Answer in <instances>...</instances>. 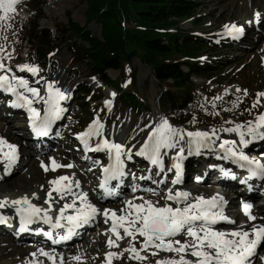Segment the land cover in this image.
<instances>
[{"label":"snow or ice","instance_id":"obj_1","mask_svg":"<svg viewBox=\"0 0 264 264\" xmlns=\"http://www.w3.org/2000/svg\"><path fill=\"white\" fill-rule=\"evenodd\" d=\"M21 2L22 0H0V30L13 27L12 20L17 14V5ZM253 17L254 20L246 23L259 24L260 13L255 12ZM223 28L226 35H232L234 38L242 35L244 31L243 26L235 23L225 24ZM14 51L0 45V95L9 94L7 106L25 110L30 131L36 137H46L53 131V125L64 118L67 112L64 102L72 99V93L63 90L58 80L41 75L42 69L37 64L28 62L11 64ZM54 55V52L49 53V57ZM91 79L95 80L96 77L93 76ZM235 91L242 95H238L232 101L231 109H221L213 102L211 114L218 116L220 111L234 110L243 103V98L248 96V90L236 88ZM109 95L114 98L116 93L111 92ZM111 98L103 102L109 109L113 104ZM220 99L222 98L219 96L214 97V101ZM259 108H264V91H258L250 106L244 111L251 115ZM204 110L208 111L207 108ZM224 123L231 126L192 131L174 126L167 118H161L159 121L145 123L140 130L147 131L144 132L141 142L135 144L118 142L105 134V125L99 116H95L83 131L74 135L85 153L104 152L108 157V163L101 165L103 178L99 182V188L105 198L113 195V189L109 187L110 182L117 181L122 184L123 178L130 175L126 171L127 163L133 161L134 157H140L151 166H155L158 169L156 175L161 178L153 180L149 170L148 175H142L139 179L151 181L157 187L136 185L131 191L146 192L158 199L146 198L143 194L133 195L130 199H125L119 209L107 207L101 209L91 202L88 193L81 189L80 181L73 179L75 174H72L53 177L47 182V188L41 185V189L45 191L42 205L33 202L40 200L41 197L37 192H32L30 195L25 193L15 199L7 196L0 198V209H14L21 232L29 230L28 226L36 222L47 224L51 229H65L60 240L70 239L76 229L102 216L104 223L109 225L103 233L107 236L106 245L109 251L104 253L101 264H113V260L123 259L125 253L128 260L139 264L147 259V256L142 255L144 252L151 256H157L160 252L172 254L157 259L155 264H255L257 259L264 264V257L258 256V251L264 247V223H252L258 217L251 214V205L247 203L242 205L247 220L236 225V221L224 213L223 207L226 202L220 194L211 197L193 196L183 189L160 187L167 183V178L163 175L164 156L172 153L173 163L168 172L175 170V178L171 180V184L176 185L180 182V161L186 150L191 154L193 150L199 152L201 149L215 147L217 140L218 148L223 152V159H230L233 163L239 164L240 168L247 169L251 177L264 179V161L249 157L241 150L253 141H264V111H256V115L248 121L226 120ZM220 132L234 133L238 140L222 139L219 136ZM129 139L132 140L134 137ZM18 158L19 146L0 137V163L3 164L4 175L11 174V169ZM48 161V163L40 161V167L44 172H55L59 168L70 169L74 166L72 163L61 164L54 157H49ZM96 164H100V161H94V166ZM227 174L225 170V175ZM131 175L135 178V173ZM10 219V216L0 213V223H6ZM221 223L236 226L219 229L217 225ZM245 224L250 226L245 227ZM44 235L50 237L52 232L46 231ZM179 236H183L184 239H178ZM125 240L127 246L120 248V242ZM58 242L53 239V243ZM113 248L120 250L113 251ZM37 252L56 264V259L50 252L43 248L37 249ZM36 255V252L30 253L32 257ZM72 259L80 261L81 257L77 255ZM60 264H63L62 257Z\"/></svg>","mask_w":264,"mask_h":264},{"label":"rangeland","instance_id":"obj_2","mask_svg":"<svg viewBox=\"0 0 264 264\" xmlns=\"http://www.w3.org/2000/svg\"><path fill=\"white\" fill-rule=\"evenodd\" d=\"M41 1L42 7L39 9L40 12H35L30 9L29 2H32V0L18 5L17 14L12 20L13 27L0 30V45H5L9 50H15L13 53L14 59L10 61L13 65L24 62L38 64L34 61L37 58L34 55L30 56L28 44H26L25 38L22 35V32L25 30L30 20H34L39 29L45 28L52 30L58 27L61 32L64 31L63 29L70 21L82 27L86 25L85 13L87 5L85 0ZM253 1L256 2V0H245V2L244 0H194L196 6L194 8L193 17L190 19L193 23L189 22L190 20H180L178 22V27L181 30L192 32L196 35H203L206 38L211 37L217 44L215 43V55L211 56L212 60L214 58L216 59L214 60L216 61L215 70H213L209 77L192 78V81L196 83L197 87L207 91L208 95L197 92L198 95L205 100L207 105L199 111V115L196 116L194 122L187 125V127L182 125L174 126L192 131L197 129H220L221 127L231 126L224 123L226 120L235 122L248 121L256 115V111H264V108H259L253 111L251 115L244 111L250 106L252 100L255 98V94L258 91H264V23L260 25V28H262L260 31H256L255 29L260 23L256 24V27L246 23V21L251 20V17H253V15L246 14L250 6L254 4ZM260 17H262L261 13ZM230 23H235L239 26L244 25L243 27H246L247 33L238 44L231 43L228 35L224 36L222 33V29H224L223 26L225 24L229 25ZM17 25L21 27L17 28ZM87 27L91 32L99 36L101 30L99 24L91 21L87 24ZM54 53L55 55L50 57V61L45 68L40 64L38 65L42 69V75L46 76L48 79L58 80L63 90L72 93V99L68 101L69 112L65 118V120L68 121L63 124L65 133L71 134L83 131L95 116H99L101 122L105 125L104 129H115L121 132L128 131V137L140 135L138 137L139 140L141 135L144 136L143 134L146 131V129L144 131L140 130L145 123L152 119L159 121L161 118H165L156 105L159 88L154 82L149 68L142 65L138 58L134 57L131 60L130 67L136 70V86L140 91V95L146 93L143 98H146L149 105L146 113L140 116H138V110L135 107L137 101H140V97L128 103L123 96L117 98L116 95V97L112 99L113 104L111 109L104 108L102 102L106 99H110L109 94L115 92V89L118 87H114L110 84H108L109 87H107V85L103 84V79L100 78L102 75H94V77H96L95 80L91 79L93 76L87 77L85 66L82 64L74 65L71 61L70 51L66 45L60 46ZM203 61V63H205L207 60L203 59ZM129 72V66L125 65L122 71V80L126 84H130ZM118 73L119 71L117 69H110L103 73V75L110 82ZM122 80L118 82L121 86L123 85ZM144 81H146L145 84L148 86L144 87ZM88 86L91 89L96 88L100 91L101 95L99 101L88 102V99L85 98L88 94ZM236 88L248 90V96L243 98V103H240L234 110H222L218 116L212 115L211 104L213 102L221 109H231L232 101H234L238 95H242L235 91ZM226 89L227 92H225ZM217 96L222 99L214 101V97ZM85 103L87 104L85 105ZM89 108H92L91 111H89ZM205 108H207L208 111H205ZM0 117H2V113H0ZM14 124H21V122L19 120H14ZM107 125L112 128H109ZM7 128L8 127H5L3 123H0V132L2 136L6 137L7 140L9 139V142L14 144L18 135L16 133L12 135L7 131ZM233 135L236 136L234 133H219L221 138ZM236 139H238V137H236ZM70 149L73 150L72 148ZM55 155H57L55 158L59 159L63 164L69 163V160L62 153H55ZM48 157L49 155H40L29 158L26 160L25 164L20 167L17 173L14 175L12 173L13 176L11 175V177H3L2 180L0 179V198L5 196L11 198L8 195L12 193V187L16 188L18 184L21 185L22 189L25 188L23 194H29V191L34 189L32 187L39 184H47L50 179L57 175L74 174L72 168H59L55 172L50 171V173L44 172L40 167V161L43 160L46 163ZM1 166L2 164L0 163V167ZM1 170L3 171L2 168ZM138 183L143 184L142 180ZM30 184L32 185L29 188ZM41 201L43 200H36L38 204H42ZM118 206L115 208L119 209L122 207V205L119 204ZM256 207L262 209L260 214H264V207H260L259 204ZM103 233L104 229L99 227V230L93 231L83 241L65 250L62 253L63 264H101L104 260V253L109 251L106 245L107 236ZM34 241L35 240H23L20 243L26 244L33 243ZM125 243H127L126 240L121 241L120 248L126 247L127 245H125ZM12 244L13 246H11ZM16 246L17 244L15 243H8L7 245L0 244V264H48V261H45V263L41 261L42 256L37 252V249L28 252H20L17 248L12 252L11 247L15 248ZM137 247H139V244H137ZM119 250L120 249H118V251ZM45 251L48 250L46 249ZM34 252H36L37 255L35 257L30 256L31 258L28 262L27 257L30 253ZM262 252H264V248H262L261 253ZM77 255L81 257L80 261L72 259V257ZM142 255L147 256V259L139 262V264H155L157 259L172 254L160 252L157 256H151L148 252H144ZM113 264H137V262L128 260L127 253H125L123 259L113 260Z\"/></svg>","mask_w":264,"mask_h":264},{"label":"trees","instance_id":"obj_3","mask_svg":"<svg viewBox=\"0 0 264 264\" xmlns=\"http://www.w3.org/2000/svg\"><path fill=\"white\" fill-rule=\"evenodd\" d=\"M85 2L86 25L83 27L70 21L61 32L58 27L39 29L36 22L30 20L22 33L30 54L47 66L48 53L66 45L73 64H82L88 76H94L107 69L122 72L124 64L129 61L127 54L134 50V56L149 68L159 87L156 101L159 110L175 125H190L199 109L205 107L190 77H207L215 70L214 65H199L196 61L200 55L214 50L215 45L205 37L178 27L180 20H189L193 16L194 0ZM41 4V0H32L30 7L37 12ZM91 21L99 24V36L87 27ZM170 29H175V32ZM135 73V69L130 71L131 88L117 90L118 97L123 96L127 102H133V96L137 97ZM122 78L119 74L112 84L119 86ZM105 81L108 82L104 77ZM87 97L96 101L100 93L91 89ZM135 107L138 114L148 109L146 99L141 97Z\"/></svg>","mask_w":264,"mask_h":264},{"label":"bare ground","instance_id":"obj_4","mask_svg":"<svg viewBox=\"0 0 264 264\" xmlns=\"http://www.w3.org/2000/svg\"><path fill=\"white\" fill-rule=\"evenodd\" d=\"M247 1V0H246ZM244 2H245V0H244ZM254 2V4H252L251 6H250V9H249V11H247V13L246 14H248V15H253L255 12H257L258 10V12H260L261 13V16L262 17H260V25L262 24V23H264V0H256V2L255 1H253ZM246 4H247V2H246ZM246 6H248V5H246ZM263 14V15H262ZM193 17V16H192ZM192 17H190L189 18V20L192 18ZM185 20H187V19H185ZM188 20V21H189ZM251 20H254V17H251ZM189 22H191V23H193L191 20L189 21ZM231 24H233V23H230L229 25H231ZM239 26V25H238ZM240 26H244V25H240ZM251 26H253V27H255L256 26V23L255 22H253L252 24H251ZM244 29H246V27H243ZM262 29V28H261ZM170 31L171 32H175V29H170ZM230 31V30H229ZM188 32V31H187ZM190 33H192V32H190ZM222 33L224 34V36L226 35L225 34V29H222ZM246 33H247V30L246 31H243V36L241 37V38H234L232 35H228V37L230 38V41H231V43H233V44H238V43H240L241 41H242V39H243V37L246 35ZM192 34H194V33H192ZM194 35H196V34H194ZM196 36H201V37H204L203 35H196ZM227 36V35H226ZM206 38V37H205ZM209 41H211L214 45H215V43H216V41H213L212 40V38L211 37H208L207 38ZM263 42V41H262ZM217 44V43H216ZM215 47H216V45H215ZM58 49H56V50H53L52 52H56ZM69 50V49H68ZM215 50V49H214ZM214 50H211L208 54H206V55H204V54H202V55H200L199 57H197L196 58V61H197V63L199 64V65H214L215 66V63H216V61H214V60H216L215 58L212 60L211 58V56L212 55H215V52H214ZM134 57H136V56H134V50H131L128 54H127V58L129 59V61L127 62V63H125L124 64V67H125V65H128L129 66V69H130V71L131 70H133V68L132 67H130V62H131V60L134 58ZM136 58H138V57H136ZM139 59V58H138ZM203 59H206L207 61H205V63H203L204 61H203ZM49 61H50V57H49ZM49 61L47 62V64L49 63ZM72 61V60H71ZM139 62H140V59H139ZM141 63V62H140ZM142 64V63H141ZM142 65H144L145 66V64H142ZM46 67V66H45ZM124 69V68H123ZM123 69H122V71H123ZM182 69L183 70H185V68L184 67H182ZM107 70H110V69H107ZM106 70V71H107ZM105 71V72H106ZM136 71V70H135ZM105 72H102V73H97V76H99V75H102L100 78H102L103 79V84H105V85H107V87H109V85L108 84H110V85H113L112 84V82L114 81V79L119 75V74H121V76L123 77V73L122 72H119L118 73V75L112 80V81H110L109 82V80L107 79V83H106V81L104 82V75H103V73H105ZM151 72V71H150ZM152 74V73H151ZM210 75V74H209ZM87 77H90V76H88V74H87ZM194 76H191L190 77V79H191V81H192V78H193ZM207 77H209V76H207ZM152 78H153V80H154V77H153V75H152ZM194 78H206V77H194ZM106 79V78H105ZM122 82H123V85L121 86V85H119V86H115V85H113L114 87H118L117 89H115V93H116V95H117V98H119L118 97V94H117V90L119 89V90H124V89H129V88H131L132 86H130L131 84H126L123 80H122ZM129 82L131 83V79H130V72H129ZM145 82V81H144ZM154 82H155V80H154ZM193 82V81H192ZM135 83H136V73H135ZM156 83V82H155ZM194 83V82H193ZM144 84V87H146V86H148V85H146L145 83H143ZM196 84V83H195ZM158 86V85H157ZM197 86V85H196ZM89 87V86H88ZM87 87V88H88ZM136 88H137V91H135L136 92V95H137V97L136 96H133V97H135V98H138V97H140L139 99H141V97L143 98V95L145 96V94L146 93H143L142 95H140V91H139V89H138V87L136 86ZM159 88V87H158ZM92 90H97L96 88L95 89H92ZM87 91H88V94L90 93V91H91V88L89 87L88 89H87ZM97 91H99V90H97ZM197 92H201V93H203L204 95H208L207 94V91H205V89H201V88H199V87H197V90H196V94L198 95V93ZM99 93H100V91H99ZM87 94V95H88ZM158 94H159V92H158ZM158 94H157V98H158ZM87 95H86V97L85 98H87L88 99V97H87ZM100 95H101V93H100ZM199 96V95H198ZM116 97V96H115ZM131 97V96H130ZM200 97V96H199ZM111 98V97H110ZM157 98H156V101H157ZM201 98V97H200ZM99 99H100V97H99ZM99 99L98 100H96V101H92L91 99H88V102H97V101H99ZM111 99H113V98H111ZM146 99V98H145ZM202 99V98H201ZM202 103H204V106H206L207 105V103L205 102V100L204 99H202ZM104 102V101H103ZM102 102V106H104V108H107L105 105H104V103ZM128 103H131V102H128ZM146 103H147V101H146ZM2 104V103H1ZM87 103H85V105H86ZM147 105H148V103H147ZM156 105H157V103H156ZM64 106L65 107H67L68 108V111L64 114L65 115V117L63 118L64 120H65V118L67 117V114H68V112H69V102L68 101H66V102H64ZM148 108H149V105H148ZM157 108H158V106H157ZM92 109V108H91ZM91 109L89 108V111H91ZM201 109L202 108H200L199 109V111H201ZM86 110H87V108H86ZM146 108H145V110L142 112V111H140L139 112V114H138V116H140L141 114H143V113H146ZM158 110H159V108H158ZM160 111V110H159ZM198 111V112H199ZM161 112V111H160ZM161 114L165 117V118H167L162 112H161ZM199 115V114H198ZM168 119V118H167ZM195 119H196V117H195ZM194 119V120H195ZM169 120V119H168ZM151 121H157L156 119H152ZM170 121V120H169ZM171 122V121H170ZM172 123V122H171ZM173 124V123H172ZM173 125H175V124H173ZM17 126H21V124H17ZM183 126V125H182ZM2 127V126H1ZM187 127V126H186ZM6 129V128H5ZM23 129H25V127L23 128ZM186 130H189V129H186ZM7 131L9 132V133H11L12 135H13V132H12V130H11V128H7ZM109 131H112V132H115V133H119V134H122V135H125V136H128V131H124V132H121V131H119V130H115V129H109ZM146 131H147V129H146ZM19 133V132H18ZM24 134H25V132H24ZM144 135V134H143ZM10 136V135H9ZM220 136H222V135H220ZM8 137V136H7ZM142 135H141V138H139V140L138 141H141V139H142ZM236 137L237 136H228V137H226V136H224V137H222V139H236ZM10 138H11V136H10ZM221 138V137H220ZM13 139V138H12ZM17 139V138H16ZM9 140V139H8ZM117 140H120L119 138H117ZM123 140V139H122ZM238 140V139H237ZM16 141V140H15ZM122 142H124V140L122 141ZM254 142V141H253ZM253 142H251V143H249L246 147H245V149L247 150V151H249V152H251V154H252V156L254 157V158H256V159H260V160H262V161H264V145L263 144H260V145H258V146H255L254 145V143ZM216 143H219V140H217L216 141ZM209 149V150H208ZM173 151H175V150H173ZM206 151H207V153H209V154H211L210 156H208V158H211V156L212 155H215V157L213 156L212 158L214 159V158H217V157H219L220 156V158L223 156V153H219V152H221V150L218 148V146H216L215 148H206ZM194 152V150L192 151V154H189L188 156H185V158L184 159H190L191 157H193V155H195V153H193ZM218 152V154H215V153H217ZM56 159V158H55ZM62 159V158H61ZM212 159V160H213ZM57 160V159H56ZM223 160V159H222ZM58 161V160H57ZM224 161V160H223ZM214 163H219V159L218 160H216V161H213ZM225 162V161H224ZM63 164V163H62ZM226 167H232V168H234L231 164H229V165H227ZM150 168H156L155 166H149L148 168H144L143 169V173L140 175V176H142V175H148L149 173H147V171H146V169H150ZM235 169V168H234ZM239 170V169H238ZM245 172V170H239V172ZM49 173H50V171H48ZM164 174H166V178H167V182H171V177H168V175L170 174L168 171H166V170H164ZM12 175V174H11ZM11 175L9 176V177H11ZM51 175V174H50ZM69 175V174H68ZM151 175H152V171H151ZM70 176V175H69ZM140 176H137V179H136V181L137 182H140V179H139V177ZM77 178H78V176H73V179H75V180H77ZM90 178V176H83L82 177V181H86L87 179H89ZM161 177H159V179H160ZM90 179H94L93 178V176H92V178H90ZM154 180H156V178L154 179ZM144 181H147V180H142V182H144ZM91 182V181H90ZM31 185L32 184H30V186H29V188L31 187ZM41 185H44L45 186V188H47V184H41ZM41 185L39 184V185H35V187H32V188H34V189H32V190H30L29 191V195L32 193V192H37L38 193V195L41 197V199L43 198V196L45 195V191L44 190H42L41 189ZM162 186V185H161ZM5 187V186H4ZM193 191H195V192H197V191H199V189L198 188H194V187H190ZM3 189V188H2ZM86 189L88 190V191H90L89 190V188H87L86 187ZM24 191H25V188L24 189H22V187H21V185H19L18 184V186L16 187V188H13L12 187V193L9 195L11 198L10 199H12V198H17V197H19V196H21L23 193H24ZM188 192H191L190 190H187ZM202 192H203V194H205V195H203V196H209V194H210V192L209 193H207V189L205 188V189H203L202 188ZM93 196H95V197H100V195H97V194H95L94 192H90ZM162 194V193H161ZM197 195H201V194H197ZM246 196H248V200H252V201H254V205H255V207L251 210V214L252 215H254V216H258V215H260V212H261V208H258V207H256L258 204L257 203H255V201L257 202L258 200H255V197H257V196H259V199H261V197H263L264 196V190H261V191H257V192H255V194H254V196H252L251 195V193H247L246 192V194H245ZM146 198H149V196H145ZM2 198V197H1ZM156 199H158V197H156ZM40 201V200H39ZM41 202H43V201H41ZM161 202H163V201H161ZM233 203V202H232ZM40 204V203H39ZM119 207V206H118ZM6 210L7 211H10V210H12L11 208H6ZM1 211V210H0ZM16 217V216H15ZM246 220H247V217H246ZM243 222V221H242ZM252 223H255V221L254 222H252ZM247 225H249V224H247ZM236 226V225H235ZM235 226H233V227H235ZM233 227H230V228H233ZM230 228H225V229H230ZM219 229H222V228H219ZM83 233H84V231H82ZM85 234H86V232H85ZM14 237H18L17 235H14ZM97 237V236H96ZM1 238V237H0ZM22 238H20V239H17V240H15V241H17V243H18V241H20ZM96 239V238H95ZM31 240H34L33 238L31 239ZM94 242V241H93ZM90 245V244H89ZM11 246H13V244L11 245ZM36 246V244L33 242V243H26V244H21L20 243V245H18V246H16L15 248H12L11 249V251L12 252H14L15 251V249H17L18 248V250H20V252L21 251H26V252H28V251H33V249H34V247ZM92 246H94V245H92ZM8 247V246H7ZM33 248V249H32ZM30 249V250H29ZM35 250V249H34ZM19 252V253H20ZM263 254H264V252H263ZM15 255V254H14ZM65 255V254H64ZM64 257H66V256H64ZM28 258V262L30 261V255L27 257ZM16 259V258H15ZM26 259V258H25ZM67 259H68V257H67ZM66 259V260H67ZM24 260V259H23ZM26 261V260H25ZM27 262V261H26ZM66 262V261H65ZM67 263V262H66ZM69 264V263H68Z\"/></svg>","mask_w":264,"mask_h":264}]
</instances>
